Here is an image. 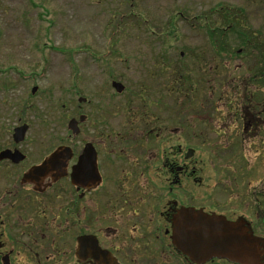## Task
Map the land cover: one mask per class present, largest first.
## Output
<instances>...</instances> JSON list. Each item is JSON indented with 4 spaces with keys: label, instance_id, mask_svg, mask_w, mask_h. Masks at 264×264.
<instances>
[{
    "label": "flooded vegetation",
    "instance_id": "flooded-vegetation-1",
    "mask_svg": "<svg viewBox=\"0 0 264 264\" xmlns=\"http://www.w3.org/2000/svg\"><path fill=\"white\" fill-rule=\"evenodd\" d=\"M246 43V54L238 49L213 55L221 61H251L247 72L254 87L257 75L264 78V56L256 53L264 40L252 34ZM172 88L178 100L172 116L155 118L150 101L146 107L130 103L120 131L109 129L110 119L103 114L95 119L93 109L79 133L70 131L55 142L28 140L41 137L29 135L30 127L21 141L14 136L17 127L0 134V264H247L179 248L177 221L186 227L189 209L218 216L223 227L236 225L240 238L259 239L258 261L251 264H264V98L256 102L258 95L248 96L238 118L235 112L198 124L183 111L185 86ZM91 119L101 133H90L91 125L82 132L81 125ZM189 137L215 140L212 192H205L192 165L196 150L188 147ZM88 146L91 153L82 165ZM59 147L69 148L62 176L23 182Z\"/></svg>",
    "mask_w": 264,
    "mask_h": 264
},
{
    "label": "rangeland",
    "instance_id": "rangeland-1",
    "mask_svg": "<svg viewBox=\"0 0 264 264\" xmlns=\"http://www.w3.org/2000/svg\"><path fill=\"white\" fill-rule=\"evenodd\" d=\"M258 2L0 0V134H12L27 123L29 135L41 136L28 140L55 142L57 136L70 133L67 124L72 117H90L93 109L98 111L95 119L103 114L110 119L109 129L120 131L130 103L146 107L148 101L155 118L170 117L178 101L171 80L182 56L186 76L197 83L196 93L191 94H186L185 85L188 105L183 111L189 121L197 118L196 123L203 124L213 122L207 118L235 112L237 118L242 116L243 101L252 92L260 93L249 85L251 61L215 58L207 28L224 25L217 20L219 15L211 14L214 8L252 6L244 15L249 28L264 33V0ZM258 37L264 40L263 34ZM232 44L241 48L237 41ZM197 55L202 57L191 61ZM114 80L126 86L125 92L116 93L111 86ZM80 97L88 103L80 104ZM191 97L199 101L189 105ZM88 125L90 133L102 132L91 119L81 125L83 133ZM188 147L196 150L192 165L205 192H212L215 140L204 143L189 137ZM251 153L245 148L244 154L253 161Z\"/></svg>",
    "mask_w": 264,
    "mask_h": 264
},
{
    "label": "water",
    "instance_id": "water-1",
    "mask_svg": "<svg viewBox=\"0 0 264 264\" xmlns=\"http://www.w3.org/2000/svg\"><path fill=\"white\" fill-rule=\"evenodd\" d=\"M112 86L117 93H122L125 90V86L117 81L112 82ZM37 88L33 89L35 92ZM80 102L86 101L85 98H80ZM85 115L80 117V120L73 118L68 123V129L77 134L80 132L79 123L84 122ZM29 126L27 124L17 127L15 129V139L21 141L24 139L28 131ZM91 153L89 146L85 149L81 158L82 165L88 158V154ZM193 150H189V158L192 156ZM9 156V155H8ZM69 156V148L59 147L55 150L40 166H36L26 173L23 177V182H36L40 176H52L57 180L64 174L66 168V161ZM94 156V154H93ZM0 158H4L1 155ZM188 225L183 228L180 227V222L177 221L176 229V245L179 248H185L188 252L200 253L203 256H225L228 258H235L243 261L247 264L255 263L258 261L257 245L259 239L254 237L240 238L237 226L234 224L226 225L225 227L220 224L221 218L215 215H208L201 211L188 210L187 212ZM235 226V227H234ZM187 230V235L185 230ZM251 246L250 251L245 243ZM197 255V254H196Z\"/></svg>",
    "mask_w": 264,
    "mask_h": 264
},
{
    "label": "trees",
    "instance_id": "trees-1",
    "mask_svg": "<svg viewBox=\"0 0 264 264\" xmlns=\"http://www.w3.org/2000/svg\"><path fill=\"white\" fill-rule=\"evenodd\" d=\"M245 8H227V7H219L215 9V17L219 15V18L217 20H220L221 23H224L223 27H220L218 29L215 28L213 30L211 27H208L207 30L209 32V38L212 41V49L216 54H234L238 52V49H242L243 54L247 53V44L246 41L248 38L252 36V34L257 35H264L263 31L256 33L252 28H249V25L245 19ZM214 14V13H211ZM208 21L210 18H206ZM212 20V19H211ZM209 24V21H208ZM259 38V37H258ZM237 41L238 47L241 48L235 49L233 47L232 42ZM262 48H259L256 50V53L258 55L264 56V43L262 44ZM182 65L176 66L175 70H177V75H172L171 85L172 86H187L188 94L194 93L196 91V85L197 83L194 82L190 76H186V73L188 72V69L185 67V60L180 57ZM198 59L191 58V61ZM202 69V68H201ZM181 80H180V78ZM256 82L254 85L258 87V97L255 100L256 102H260L261 99L264 98V93L260 91L261 88H264V78L262 79L260 75L256 76ZM263 86V87H262ZM196 93V92H195ZM189 98V105H191L193 102H198L199 98Z\"/></svg>",
    "mask_w": 264,
    "mask_h": 264
}]
</instances>
